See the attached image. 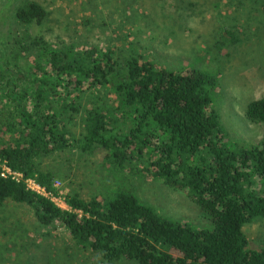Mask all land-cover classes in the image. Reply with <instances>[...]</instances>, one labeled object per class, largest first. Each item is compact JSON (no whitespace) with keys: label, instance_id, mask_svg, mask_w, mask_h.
<instances>
[{"label":"trees","instance_id":"16d2710c","mask_svg":"<svg viewBox=\"0 0 264 264\" xmlns=\"http://www.w3.org/2000/svg\"><path fill=\"white\" fill-rule=\"evenodd\" d=\"M14 17L24 29L0 65V163L21 178L0 171V208L7 198L33 206L41 224L59 223L76 245L109 263L264 264V247H249L244 232L245 223L264 216V134L248 147L227 145L219 113L210 107L215 76L158 66L141 55L127 59L122 71L114 50L103 45L31 35L27 26L49 17L42 0H24ZM21 57L30 59L23 69ZM114 73L121 77L112 84ZM110 87L122 104H106ZM78 113L83 131L76 136L63 117ZM245 115L264 123V95L247 104ZM130 116L133 123L123 127ZM66 148L100 149L105 164L123 170L137 161L138 172L181 188L211 226L174 221L125 189L69 193L63 208L29 188L26 178L53 189L54 174L42 158Z\"/></svg>","mask_w":264,"mask_h":264},{"label":"rangeland","instance_id":"374dc122","mask_svg":"<svg viewBox=\"0 0 264 264\" xmlns=\"http://www.w3.org/2000/svg\"><path fill=\"white\" fill-rule=\"evenodd\" d=\"M23 1L3 0L0 4V36L5 42L0 63L11 54L14 36L24 29L14 17ZM42 1L49 17L40 25L27 26L31 35L41 33L56 42L103 45V49L114 50L122 71L132 55L175 70L198 68L216 77L210 107L219 113L227 145L238 149L262 139L264 123L251 121L245 112L252 99L264 95V0ZM28 61L21 57L17 63L23 69ZM120 77L114 73L112 84ZM109 89L103 96L106 104H122L118 93ZM80 115L63 117L65 127L76 136L83 131ZM124 123L123 127H129L131 116ZM131 164L132 170L129 163L123 170L105 164L100 149L84 152L67 148L44 156L41 163L54 174L49 195L63 208H69L65 202L69 193L89 197L125 189L174 221L211 226L181 188L166 184L162 176L138 172ZM36 215L35 208L24 202L4 201L0 208V264H132L126 260L106 262L99 253L76 245L65 227L41 224ZM244 232L249 247H264V216L245 223Z\"/></svg>","mask_w":264,"mask_h":264},{"label":"built area","instance_id":"2783aa9c","mask_svg":"<svg viewBox=\"0 0 264 264\" xmlns=\"http://www.w3.org/2000/svg\"><path fill=\"white\" fill-rule=\"evenodd\" d=\"M0 171L2 176H7L10 175L15 179H20L21 178V173L18 171H14L11 168H9L5 163H0ZM26 182L27 186L31 188L32 190H35L39 193H43L45 195H49V192L51 191H45L44 187L40 186L34 179L32 178H26L24 179ZM50 196V195H49ZM51 197V196H50Z\"/></svg>","mask_w":264,"mask_h":264},{"label":"flooded vegetation","instance_id":"af4514ba","mask_svg":"<svg viewBox=\"0 0 264 264\" xmlns=\"http://www.w3.org/2000/svg\"><path fill=\"white\" fill-rule=\"evenodd\" d=\"M2 2H3V0H0V4H2ZM4 44H5V42L3 41V38L0 36V53L2 52L1 46ZM3 62H4V60H3ZM0 65H1V63H0Z\"/></svg>","mask_w":264,"mask_h":264}]
</instances>
